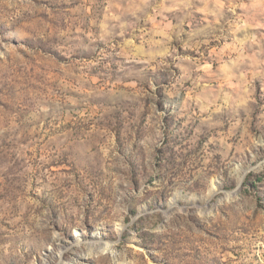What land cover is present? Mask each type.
<instances>
[{
  "label": "rangeland",
  "instance_id": "374dc122",
  "mask_svg": "<svg viewBox=\"0 0 264 264\" xmlns=\"http://www.w3.org/2000/svg\"><path fill=\"white\" fill-rule=\"evenodd\" d=\"M0 264H264V0H0Z\"/></svg>",
  "mask_w": 264,
  "mask_h": 264
}]
</instances>
